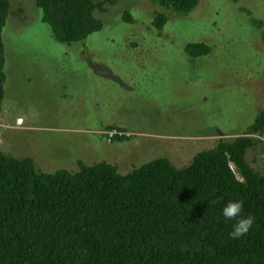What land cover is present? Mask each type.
I'll list each match as a JSON object with an SVG mask.
<instances>
[{
	"label": "rangeland",
	"instance_id": "rangeland-1",
	"mask_svg": "<svg viewBox=\"0 0 264 264\" xmlns=\"http://www.w3.org/2000/svg\"><path fill=\"white\" fill-rule=\"evenodd\" d=\"M156 11L168 17L160 32ZM96 16L101 30L64 43L35 0H12L1 150L49 171L82 159L126 173L159 156L183 166L222 136L251 135L260 142L249 160L264 173V129L247 133L264 106L262 29L253 22L264 20V0H199L189 14L120 0ZM193 41L208 43L209 53L190 57L185 45ZM112 123L131 138L113 139L105 130Z\"/></svg>",
	"mask_w": 264,
	"mask_h": 264
},
{
	"label": "trees",
	"instance_id": "trees-1",
	"mask_svg": "<svg viewBox=\"0 0 264 264\" xmlns=\"http://www.w3.org/2000/svg\"><path fill=\"white\" fill-rule=\"evenodd\" d=\"M120 0H35L59 42L83 41L103 28L96 11ZM181 14L199 0H151ZM249 14L251 11L247 10ZM12 0H0V114L7 80L4 27ZM123 19L132 21L123 11ZM168 17L156 11L162 31ZM264 52V20L255 18ZM204 41L185 45L190 57L209 53ZM113 139L131 138L123 127ZM264 106L247 127L262 134ZM120 132H124L120 133ZM260 139L220 137L178 166L159 156L126 173L107 160L45 170L31 156L0 149V264H264V173L249 160ZM243 202L255 222L239 239L221 209Z\"/></svg>",
	"mask_w": 264,
	"mask_h": 264
},
{
	"label": "clouds",
	"instance_id": "clouds-1",
	"mask_svg": "<svg viewBox=\"0 0 264 264\" xmlns=\"http://www.w3.org/2000/svg\"><path fill=\"white\" fill-rule=\"evenodd\" d=\"M242 211L243 202L239 199L228 200L221 209V215L225 222L235 221L232 224V231L228 234L230 238L239 239L246 235L255 222V218L251 214L244 216Z\"/></svg>",
	"mask_w": 264,
	"mask_h": 264
},
{
	"label": "built area",
	"instance_id": "built-area-1",
	"mask_svg": "<svg viewBox=\"0 0 264 264\" xmlns=\"http://www.w3.org/2000/svg\"><path fill=\"white\" fill-rule=\"evenodd\" d=\"M116 132L115 131H110V136H113Z\"/></svg>",
	"mask_w": 264,
	"mask_h": 264
}]
</instances>
